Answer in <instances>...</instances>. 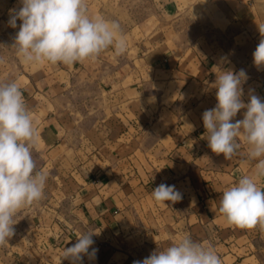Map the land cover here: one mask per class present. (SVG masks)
<instances>
[{"label":"crops","instance_id":"0c3cea01","mask_svg":"<svg viewBox=\"0 0 264 264\" xmlns=\"http://www.w3.org/2000/svg\"><path fill=\"white\" fill-rule=\"evenodd\" d=\"M85 2L90 17L120 23L127 50L115 56L110 48L69 67L21 63L12 47L19 27L8 25L20 0H0V83L17 82L32 114L33 159L48 173L44 190L54 179L69 184L55 193L61 207H25L24 230L0 246V264H72L63 250L85 232H95L89 251H97L82 264H133L186 235L213 246L222 264H264V228L230 226L217 211L223 190L251 174L256 161L242 138L230 160L213 153L202 120L217 104V69L245 70L243 101L253 94L264 101V68L252 55L264 0ZM145 2L150 10L126 27L127 12ZM82 115L99 120H89L87 156L68 174L49 173L56 154L75 146L69 139L80 133ZM161 183L175 185L182 199L167 207L154 201Z\"/></svg>","mask_w":264,"mask_h":264},{"label":"clouds","instance_id":"9594fccd","mask_svg":"<svg viewBox=\"0 0 264 264\" xmlns=\"http://www.w3.org/2000/svg\"><path fill=\"white\" fill-rule=\"evenodd\" d=\"M21 7L10 10L8 25L19 31L13 48L25 65L50 63L73 66L86 60L95 61L101 53L112 49L115 56L124 54L127 41L118 21L102 16L90 17L85 0H20ZM17 21H21L19 26ZM261 35L253 52V63L264 68V24L258 25ZM4 63L0 57V64ZM212 87L216 88L217 104L202 115L208 147L217 155L231 159L241 147L248 145V158L256 161L251 174L226 187L221 193L217 211L228 225L240 229L264 228V189L258 181L264 178V101L250 95L242 99V84L248 79L245 70L238 72L217 69ZM246 109L243 119L233 121ZM38 133L27 108L22 90L15 81L0 83V246L14 235V217L25 206L39 202L48 179L45 170H37L33 149ZM154 201L176 203L182 194L175 185L161 183L151 193ZM95 232L77 237L63 250V258L82 264L83 257H95ZM133 264H222L213 246L183 236L163 250H156Z\"/></svg>","mask_w":264,"mask_h":264},{"label":"rangeland","instance_id":"374dc122","mask_svg":"<svg viewBox=\"0 0 264 264\" xmlns=\"http://www.w3.org/2000/svg\"><path fill=\"white\" fill-rule=\"evenodd\" d=\"M150 8H151V5H149L146 2L143 4H140L139 6L135 7V9H133V11L129 10L127 12L128 18H125L124 20H121V21L123 24H125L126 27H133L136 20L143 16V14H141L142 11H145V13H146V11L150 10ZM144 15H146V14H144ZM80 102H81V105H83V108L86 109L85 105L87 104V101L82 100ZM82 103H84V104H82ZM97 108H98V106H97ZM114 108H115V105H111L110 109L112 110ZM85 111H87V109ZM112 113H113L112 115L114 116V110H112ZM82 116H83V118L80 117V119L82 120L81 124H80V127H81L80 133L74 134L72 136L73 138L69 139L70 142L72 144H74L75 146L70 147V148H63L61 150V152L56 154V157L53 159L54 163L51 164L50 167L48 168L49 173H52V174L55 173L56 174V172L57 173L59 172L61 174H63V173L68 174L69 171L72 169V167L77 166V164L75 162H77L78 159L83 160L87 156L88 151L90 150L89 149L90 148L89 147V141H88V133H87L89 120H92V121L94 119L97 121H99V120H98V116H95V117H92V116L89 117V116H85V115H82ZM111 120L114 121V117L111 118ZM108 121H110V120H108ZM65 182L67 185L68 184L67 180H59V179L50 180L49 186L47 187V190H44L43 198L39 202H35V203L48 204V208H50V209L55 208L57 204L60 205L59 207H61V203L63 201V196H59L58 195L59 193L56 196L55 193H56L57 189H61L62 187L66 186ZM25 207L20 209L18 211V213L16 214V216L14 217V221L16 222L14 224L15 225L14 230L16 231V234H18L24 230L25 218L23 217V214H24ZM48 213H53V212L49 211ZM49 217H51V216H49Z\"/></svg>","mask_w":264,"mask_h":264}]
</instances>
